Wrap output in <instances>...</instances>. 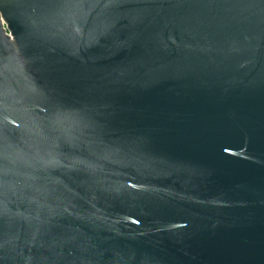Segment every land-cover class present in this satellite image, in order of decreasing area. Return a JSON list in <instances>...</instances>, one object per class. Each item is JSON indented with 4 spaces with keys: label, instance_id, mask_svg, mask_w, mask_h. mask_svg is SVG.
Returning <instances> with one entry per match:
<instances>
[{
    "label": "water",
    "instance_id": "95a60500",
    "mask_svg": "<svg viewBox=\"0 0 264 264\" xmlns=\"http://www.w3.org/2000/svg\"><path fill=\"white\" fill-rule=\"evenodd\" d=\"M0 264H264V0H0Z\"/></svg>",
    "mask_w": 264,
    "mask_h": 264
}]
</instances>
